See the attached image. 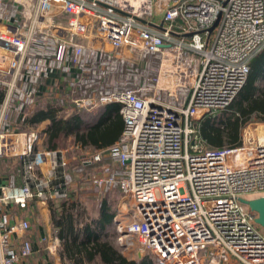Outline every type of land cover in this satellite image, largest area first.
Listing matches in <instances>:
<instances>
[{"label": "built area", "instance_id": "1", "mask_svg": "<svg viewBox=\"0 0 264 264\" xmlns=\"http://www.w3.org/2000/svg\"><path fill=\"white\" fill-rule=\"evenodd\" d=\"M263 48L264 0H0V161L21 162L0 171V264H34L23 214L70 198L72 158L100 194L129 201L113 220L122 249L264 264V231L240 200L264 195V119L223 148H205L198 123L231 104ZM124 66L139 81L119 83ZM46 94L65 117L119 103L123 131L98 149L46 147V126L19 128Z\"/></svg>", "mask_w": 264, "mask_h": 264}, {"label": "trees", "instance_id": "2", "mask_svg": "<svg viewBox=\"0 0 264 264\" xmlns=\"http://www.w3.org/2000/svg\"><path fill=\"white\" fill-rule=\"evenodd\" d=\"M262 81L264 48L251 59L248 79L233 102L225 109L208 114L198 121L205 148L237 145L241 142L243 127L254 115L264 119V89L259 85ZM4 96V90L0 89V106ZM59 102L56 99L47 109H38L19 128L35 127L40 122L49 120L44 130V143L49 148H57L61 140L71 136L73 141L82 143L84 147L98 149L114 143L123 131L124 119L119 103H108L94 111L83 109L73 113L70 118L63 119L58 115ZM223 116L225 118H219ZM76 170L83 173L81 178H85L90 167L78 166ZM72 195L71 193L70 196ZM111 196L109 193L103 194L91 220H83L84 227L80 229L82 233L76 231L80 220L72 211L76 203L68 205L70 198L61 201L58 223L60 227L66 226L65 229L61 227L62 231L58 233L63 246L65 245L62 256L73 260L74 264H85L86 261L90 264H156L151 256H145L140 261L128 258L112 241L105 240L104 232L113 224L117 213L116 202Z\"/></svg>", "mask_w": 264, "mask_h": 264}, {"label": "rangeland", "instance_id": "3", "mask_svg": "<svg viewBox=\"0 0 264 264\" xmlns=\"http://www.w3.org/2000/svg\"><path fill=\"white\" fill-rule=\"evenodd\" d=\"M123 72L121 76L117 77V80L120 81L119 83H124L126 85H132L134 82L139 81V77H140L138 74L139 72L135 67L124 66ZM259 85L261 86L262 89H264V81L260 82ZM55 102H56V99H54L52 95H49V94L44 95V97L41 98V100L38 103H36L29 109V117L30 115H33L38 109H47L52 103H55ZM59 109L60 108L58 107V115L63 119H68L73 115L72 113L70 116L65 117L67 116L66 113L59 112ZM219 118H225V117L223 116ZM259 119H261L260 116L254 115L248 122L259 120ZM48 122L49 120H44L40 122V124L41 126H46ZM242 132H243V129H242ZM75 143H80V142L73 141V137L67 136L66 139L61 140L60 146L58 147L67 148V147L73 146V144ZM88 148L89 147H84V146L82 147V149H88ZM79 151L81 150L75 149L72 152L73 154L76 155ZM75 159L76 158H72V162H71L72 164L69 167L70 169L69 171L72 175V180H73L72 187H71V193L73 195L70 196V199L67 201V203L68 205H71L73 202L76 203L75 206H73L72 211L76 217L80 218V220L77 222V225H76L77 227L76 231H78L79 233H82V230L80 229L84 227L83 220H91V217L93 216L94 211L97 210L99 207V203L101 202L100 200L103 196V193L100 194L99 190L96 187L91 186V184L87 182L85 178H81L82 172L76 170V167H78V161H75ZM14 166H16L15 171L17 172L21 166L20 160L18 162L14 158H3L0 161V171L4 175H6L5 172H11ZM109 194H112L111 199H113V201L116 202L115 209L117 211L118 210L124 211L125 208L129 206L130 204L129 201H127V199L122 196V193L118 189L112 190L111 192H109ZM117 196H119V198H117ZM250 197L253 198L255 196H250ZM41 204H44L43 212L42 210H40L41 207H39L38 211H34L32 213L26 212L23 214V216L27 214V216H29L31 220L32 227L29 230V234L34 231L35 227L38 228V226H42L43 229L46 228L47 225L48 227H53V229H55L54 230L55 234H58L59 231H62L63 228L65 229L66 228L65 225H63V227L61 226L62 227L61 229L58 223V214H60L59 211H61L60 210L61 202H57L54 204L53 203H41ZM45 204L47 206H45ZM77 213H80V214L78 215ZM43 214H46L47 216L44 217ZM258 227L260 230L264 231V227L260 225H258ZM48 231L49 230H46V232ZM51 235L53 236V234ZM104 236H105V240L112 241L115 244V246L125 256H127L128 258L140 261V259L138 258L139 257L138 253H136L135 251L131 252L128 250H124L120 247L119 245L120 242L118 241V232L116 231V226L114 224H111L110 226L107 227V229L104 232ZM61 244H62V241H61ZM60 246L62 249H53V253L55 254V256L59 257L60 252L62 253V250L65 248V245L62 246L60 245V242H58L56 247H60ZM68 264H74V261L68 258ZM85 264H90V263L86 261ZM222 264H241V263L239 261H236L235 259H231V261H224Z\"/></svg>", "mask_w": 264, "mask_h": 264}, {"label": "crops", "instance_id": "4", "mask_svg": "<svg viewBox=\"0 0 264 264\" xmlns=\"http://www.w3.org/2000/svg\"><path fill=\"white\" fill-rule=\"evenodd\" d=\"M39 207H41L40 210L43 212L44 204H40ZM43 216L45 217L47 215L43 214ZM46 230L49 231L46 232ZM54 230L55 229H53V227H48L47 225L44 229L42 226H38V228H34L32 233L29 234L28 232V236L31 237L33 241V248L36 252V255L34 256V264H68V258L66 256H62L61 252L59 257L55 256L53 253V249H62L61 246L56 247L58 242H60V245L63 246V244H61L62 240H59V235L55 234ZM51 234H53V236ZM138 254L139 259H141V256L142 258L145 256H151L155 261L154 257L150 254Z\"/></svg>", "mask_w": 264, "mask_h": 264}, {"label": "water", "instance_id": "5", "mask_svg": "<svg viewBox=\"0 0 264 264\" xmlns=\"http://www.w3.org/2000/svg\"><path fill=\"white\" fill-rule=\"evenodd\" d=\"M218 21L214 23L211 27L208 28V31H212L217 25ZM189 36L192 34L189 33ZM240 200L245 203L251 211L256 214L255 221L258 225L264 227V195L253 197V198H244L241 197Z\"/></svg>", "mask_w": 264, "mask_h": 264}]
</instances>
